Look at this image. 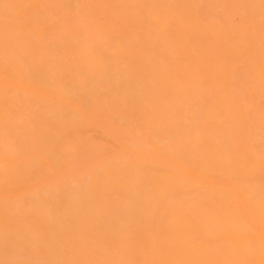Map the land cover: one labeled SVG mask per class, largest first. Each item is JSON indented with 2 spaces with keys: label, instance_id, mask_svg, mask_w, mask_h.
Instances as JSON below:
<instances>
[{
  "label": "bare ground",
  "instance_id": "6f19581e",
  "mask_svg": "<svg viewBox=\"0 0 264 264\" xmlns=\"http://www.w3.org/2000/svg\"><path fill=\"white\" fill-rule=\"evenodd\" d=\"M4 2L91 7L10 10L6 51L0 6V258L7 218L49 259L262 264L259 9L219 7L259 0Z\"/></svg>",
  "mask_w": 264,
  "mask_h": 264
},
{
  "label": "snow or ice",
  "instance_id": "6c2138e0",
  "mask_svg": "<svg viewBox=\"0 0 264 264\" xmlns=\"http://www.w3.org/2000/svg\"><path fill=\"white\" fill-rule=\"evenodd\" d=\"M0 6H2L5 10V18H4V32H5V49L6 51L11 46V35L9 31V26L14 21L12 18L8 16V12L10 10H17V12H26L30 9H64L71 12L73 9H82L86 7H91L89 5H73V4H9L4 2V0H0ZM119 7H132L136 8L140 11L141 14H146L148 10L153 8L165 7L161 5H130L124 6L121 5ZM186 7H194L198 9H205L209 6L206 5H189ZM219 7H231V8H240L245 9V15L249 18L250 21L254 20L255 10L259 9L260 16V25H259V36L261 42L262 49V62H261V147H260V167L261 172L264 174V0H259V4H236V5H223ZM238 18L234 17L233 22H235ZM218 22H225V18L223 16L217 17ZM7 104V101H6ZM250 107V105H249ZM70 115V113H69ZM16 114L9 109H5L4 113V135L6 139H11L12 137V126L15 122ZM15 151L19 154H26L28 151V146L22 142L17 140L15 142ZM13 164L9 160V154L5 153V160L3 164L4 172L7 183L8 175L10 170L13 168ZM28 203V201H25ZM261 254L264 255V189H262L261 195ZM3 258H0V264H249L248 261L242 260H224V261H198V260H182V259H160V260H115V259H49L46 258L49 253L46 248L35 249L30 244L25 243L21 244L18 240L16 231L13 223L6 218L5 226L3 231ZM59 256V253H57ZM264 264V261H262Z\"/></svg>",
  "mask_w": 264,
  "mask_h": 264
}]
</instances>
